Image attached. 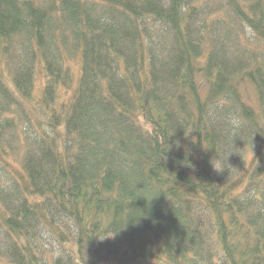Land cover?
Here are the masks:
<instances>
[{
	"label": "trees",
	"instance_id": "16d2710c",
	"mask_svg": "<svg viewBox=\"0 0 264 264\" xmlns=\"http://www.w3.org/2000/svg\"><path fill=\"white\" fill-rule=\"evenodd\" d=\"M0 264H264V0H0Z\"/></svg>",
	"mask_w": 264,
	"mask_h": 264
},
{
	"label": "rangeland",
	"instance_id": "374dc122",
	"mask_svg": "<svg viewBox=\"0 0 264 264\" xmlns=\"http://www.w3.org/2000/svg\"><path fill=\"white\" fill-rule=\"evenodd\" d=\"M76 58V57H75ZM70 66L71 68L76 72V75L78 74V62L77 60H73L71 61L70 63ZM202 79V78H201ZM76 81V80H75ZM8 82H12L10 79ZM206 80L205 79H202V89L205 91L207 90V85L205 84ZM40 82H37L36 83V89H35V102H34V109L33 111L35 112V116L36 118L41 122H45V117H46V112L44 111L43 107L40 106V102H39V95L40 93L42 92V83ZM9 86L11 88H14L13 84H9ZM241 90H242V93L244 94L245 96V99L249 102H251L253 105L257 104L258 101L256 99V93H255V90L253 88V86L251 84H249L248 82H246L245 84H243L241 86ZM61 96L63 98L67 97L70 92L68 91V89H63L61 92H60ZM49 130V129H48Z\"/></svg>",
	"mask_w": 264,
	"mask_h": 264
},
{
	"label": "clouds",
	"instance_id": "9594fccd",
	"mask_svg": "<svg viewBox=\"0 0 264 264\" xmlns=\"http://www.w3.org/2000/svg\"><path fill=\"white\" fill-rule=\"evenodd\" d=\"M214 167H215L217 170H222V169H220V168H217L215 164H214Z\"/></svg>",
	"mask_w": 264,
	"mask_h": 264
}]
</instances>
